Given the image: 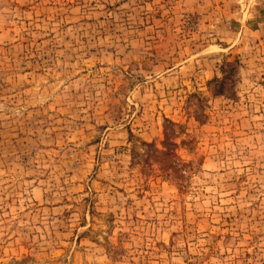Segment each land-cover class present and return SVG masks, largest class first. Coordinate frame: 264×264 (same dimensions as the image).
<instances>
[{"label": "rangeland", "instance_id": "rangeland-1", "mask_svg": "<svg viewBox=\"0 0 264 264\" xmlns=\"http://www.w3.org/2000/svg\"><path fill=\"white\" fill-rule=\"evenodd\" d=\"M0 264H264V0H0Z\"/></svg>", "mask_w": 264, "mask_h": 264}, {"label": "trees", "instance_id": "trees-1", "mask_svg": "<svg viewBox=\"0 0 264 264\" xmlns=\"http://www.w3.org/2000/svg\"><path fill=\"white\" fill-rule=\"evenodd\" d=\"M219 94H222V93H219Z\"/></svg>", "mask_w": 264, "mask_h": 264}]
</instances>
